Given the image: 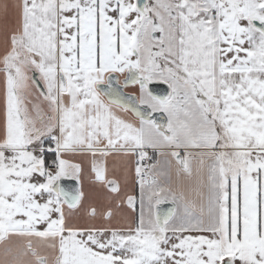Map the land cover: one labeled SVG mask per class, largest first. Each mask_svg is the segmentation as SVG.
I'll return each mask as SVG.
<instances>
[{
    "label": "snow or ice",
    "instance_id": "snow-or-ice-1",
    "mask_svg": "<svg viewBox=\"0 0 264 264\" xmlns=\"http://www.w3.org/2000/svg\"><path fill=\"white\" fill-rule=\"evenodd\" d=\"M0 13V264H264V0Z\"/></svg>",
    "mask_w": 264,
    "mask_h": 264
},
{
    "label": "crops",
    "instance_id": "crops-1",
    "mask_svg": "<svg viewBox=\"0 0 264 264\" xmlns=\"http://www.w3.org/2000/svg\"><path fill=\"white\" fill-rule=\"evenodd\" d=\"M4 0H0V3H3ZM13 19V14L9 13V16L7 17V20L5 19L4 15L2 13H0V29L3 28L4 24L7 22L9 24H11Z\"/></svg>",
    "mask_w": 264,
    "mask_h": 264
},
{
    "label": "water",
    "instance_id": "water-1",
    "mask_svg": "<svg viewBox=\"0 0 264 264\" xmlns=\"http://www.w3.org/2000/svg\"><path fill=\"white\" fill-rule=\"evenodd\" d=\"M126 91H128V90L126 89ZM169 206H170V204L163 205V207H169Z\"/></svg>",
    "mask_w": 264,
    "mask_h": 264
},
{
    "label": "rangeland",
    "instance_id": "rangeland-1",
    "mask_svg": "<svg viewBox=\"0 0 264 264\" xmlns=\"http://www.w3.org/2000/svg\"><path fill=\"white\" fill-rule=\"evenodd\" d=\"M127 90L131 91L132 89H127Z\"/></svg>",
    "mask_w": 264,
    "mask_h": 264
},
{
    "label": "flooded vegetation",
    "instance_id": "flooded-vegetation-1",
    "mask_svg": "<svg viewBox=\"0 0 264 264\" xmlns=\"http://www.w3.org/2000/svg\"><path fill=\"white\" fill-rule=\"evenodd\" d=\"M129 91V90H128Z\"/></svg>",
    "mask_w": 264,
    "mask_h": 264
}]
</instances>
